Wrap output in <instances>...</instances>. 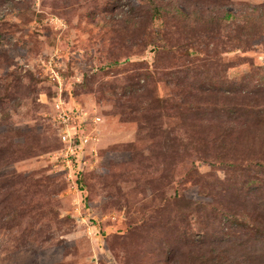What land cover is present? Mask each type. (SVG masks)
<instances>
[{"label": "rangeland", "instance_id": "1", "mask_svg": "<svg viewBox=\"0 0 264 264\" xmlns=\"http://www.w3.org/2000/svg\"><path fill=\"white\" fill-rule=\"evenodd\" d=\"M0 264H264V0H0Z\"/></svg>", "mask_w": 264, "mask_h": 264}, {"label": "trees", "instance_id": "2", "mask_svg": "<svg viewBox=\"0 0 264 264\" xmlns=\"http://www.w3.org/2000/svg\"><path fill=\"white\" fill-rule=\"evenodd\" d=\"M226 17H229V15L227 14V15H225L224 16V18H226ZM189 53L190 54H192L193 53V51L191 50V51H189ZM230 94H234L233 93V91H231V92H229ZM77 131V125H75V127H74V132L72 133V135L75 133ZM75 136H76V138H74V141L73 142H78L77 144H81L82 143V137L83 136H81V135H79V137H78V134H75ZM78 153V151L76 150V154ZM78 187H79V189L80 190H82V185L81 184H78Z\"/></svg>", "mask_w": 264, "mask_h": 264}, {"label": "built area", "instance_id": "3", "mask_svg": "<svg viewBox=\"0 0 264 264\" xmlns=\"http://www.w3.org/2000/svg\"><path fill=\"white\" fill-rule=\"evenodd\" d=\"M66 135H67V138H68V134H67V132H66ZM64 136H65V134H64Z\"/></svg>", "mask_w": 264, "mask_h": 264}]
</instances>
